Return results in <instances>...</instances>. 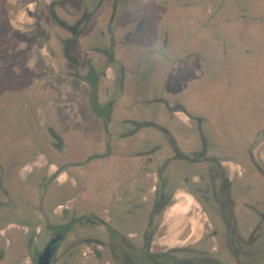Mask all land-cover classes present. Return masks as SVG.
Masks as SVG:
<instances>
[{
	"label": "flooded vegetation",
	"instance_id": "af4514ba",
	"mask_svg": "<svg viewBox=\"0 0 264 264\" xmlns=\"http://www.w3.org/2000/svg\"><path fill=\"white\" fill-rule=\"evenodd\" d=\"M134 1L0 0L6 11L23 18L18 19L19 29L36 32L37 27L43 37L22 47L11 43L14 69L40 78V94L48 97L39 112L93 127L103 149L84 162L37 163L46 169L38 174V198L32 205L1 188L0 264H39L54 239L49 264H264V89L227 96L224 108L220 92L208 96L197 91L188 104L180 94L166 98L151 93L152 70L142 61L143 54L130 70L123 57L128 49L121 44L144 35L146 21L139 18L121 36L117 31ZM151 1L159 12L170 13L175 32L193 25L188 50L176 53L170 45L178 48L179 43L160 41L155 49L159 55L175 69L192 68L197 61L207 65L212 55L198 43L202 37L209 43L216 40L214 30L221 28L224 2L229 0ZM4 2L18 6L12 10ZM182 6L192 10L186 20L177 13ZM94 17L100 20V34L81 42ZM240 43L222 42L221 56L227 55L226 49H239ZM33 51L41 57L32 59ZM192 74L190 81L198 77ZM172 75L177 80L181 74L168 79ZM243 98L250 101L251 112L239 122L229 106ZM128 100L133 110L122 107ZM212 111L217 122L207 116ZM47 132L50 145L61 152L63 135L51 125ZM123 142L129 143L128 150L114 148ZM116 154L115 181L100 201V211L93 201L80 202V194L70 195L79 181L68 167ZM29 169L25 166L23 173ZM182 204L198 214V231L185 225L178 235L166 233L170 227L164 214Z\"/></svg>",
	"mask_w": 264,
	"mask_h": 264
},
{
	"label": "rangeland",
	"instance_id": "374dc122",
	"mask_svg": "<svg viewBox=\"0 0 264 264\" xmlns=\"http://www.w3.org/2000/svg\"><path fill=\"white\" fill-rule=\"evenodd\" d=\"M12 2L8 4L11 5ZM4 3L6 6L8 5L7 2ZM224 4L227 7L220 17L223 24L221 28L217 29L218 33L213 29L217 34L214 35L216 40L209 43L208 38L202 37V42L198 43L200 46H206V52L212 55V60L207 65L197 61L192 68L178 67L175 69L155 50L158 48L157 42L161 41V44L164 42L166 44L179 43L178 48L170 46L175 49L176 53H183L193 44L189 41L192 35L188 31L193 28V25H188L186 32H183V29L175 32L174 24L170 22L169 12L162 9L159 12L151 0H135L126 8L119 29H117L118 36H121L123 32L132 29L139 18H143L147 24L144 35H136L128 43L124 40L121 41L122 46L128 49L123 53V57L128 63L129 69L136 67V58L142 53V61L152 70V79L149 82L151 93L155 92V94L158 93L166 98L180 94L187 104L193 102L197 91H204L208 96L217 92L222 93L223 98L220 101L223 102L222 107L226 105L225 97L227 96L242 95V92L246 94V92L263 91L264 0H229ZM16 6H18L17 2L14 6L11 5L10 9L13 10ZM172 6L174 5L172 4ZM239 7L244 9L242 13L237 9ZM7 8L4 7L3 2L0 3V65L2 64L0 66V197L3 187L19 194L22 200H26L32 205L38 198L36 193L40 182L38 174L46 169L43 163L40 165L37 163L43 160L65 164L84 162L89 156L100 153L103 149L98 132L93 127L85 124H71L68 117H64V121L58 117L52 119L48 114L44 115L39 112V104L48 97L45 98L40 94V78L23 70L20 72L14 69V59L11 58L13 45L11 43H17L22 47L24 44L30 45L37 41H43V37L38 33L39 28L37 27H33L36 32H31L25 27L19 29L18 19L22 20L23 18L15 17L13 12L6 11ZM191 11L189 7L187 9L183 6L179 7L177 13L180 20H184V18L186 20ZM243 14L245 17H242ZM100 29V20L98 17H94L81 42L95 38L100 34ZM243 30L246 33L242 36ZM236 41L241 42L240 48L226 49L227 55L221 56L223 53L222 42H225L226 46L229 42ZM203 49L205 48L203 47ZM37 53L38 51L32 52V59L41 57ZM167 54L168 57L173 58L171 51H168ZM189 70L191 74L197 73L198 77L190 81L189 75L191 74L187 72ZM170 74L181 75L177 76V80L172 75L170 80L167 77ZM177 85H180L181 88ZM55 99H58V95ZM243 99L245 100V98ZM133 104L129 100L124 101L122 107L133 110ZM248 105H251L248 100L242 101L239 105L231 102L229 109L235 111V117L240 122L248 120L245 117L247 112H251ZM237 107L238 109H235ZM129 115L132 114L129 113ZM48 125H51L65 138V146L61 152L56 151L50 145ZM144 133L143 131L142 134ZM128 144L123 142L114 148L128 150ZM117 156L118 154L111 158L92 159L87 164L68 167L69 172L79 181L78 189H72L70 195L80 194V202L93 201L96 210L100 211V201H103L107 192L110 194L111 191L108 189L115 181L119 161ZM25 166L30 169L23 173ZM197 215L188 204L176 205L167 209L163 220L170 230L166 233L178 235L179 230L185 225H192L193 232L196 233L198 231V228L196 231ZM189 218H191V223L188 222ZM82 249H86V247L82 246Z\"/></svg>",
	"mask_w": 264,
	"mask_h": 264
},
{
	"label": "water",
	"instance_id": "95a60500",
	"mask_svg": "<svg viewBox=\"0 0 264 264\" xmlns=\"http://www.w3.org/2000/svg\"><path fill=\"white\" fill-rule=\"evenodd\" d=\"M57 239H54L51 243H49V245L44 249L40 260H39V264H49V259L52 255V253L54 252L55 249V245L54 243L56 242Z\"/></svg>",
	"mask_w": 264,
	"mask_h": 264
},
{
	"label": "crops",
	"instance_id": "0c3cea01",
	"mask_svg": "<svg viewBox=\"0 0 264 264\" xmlns=\"http://www.w3.org/2000/svg\"><path fill=\"white\" fill-rule=\"evenodd\" d=\"M206 98H207V101L208 102H210L212 100L211 97L210 98L209 97H206ZM210 113H211V115H207L208 118H209V120L212 121V122H217L218 120L213 116L214 111H212ZM207 114H209V113H207ZM256 130H257V127L255 125V128L253 127V131L255 132ZM63 177H64V174H62L60 178L62 179Z\"/></svg>",
	"mask_w": 264,
	"mask_h": 264
}]
</instances>
